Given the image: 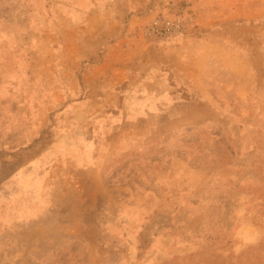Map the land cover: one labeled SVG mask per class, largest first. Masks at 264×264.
Wrapping results in <instances>:
<instances>
[{"label":"rangeland","instance_id":"1","mask_svg":"<svg viewBox=\"0 0 264 264\" xmlns=\"http://www.w3.org/2000/svg\"><path fill=\"white\" fill-rule=\"evenodd\" d=\"M0 264H264V0H0Z\"/></svg>","mask_w":264,"mask_h":264},{"label":"built area","instance_id":"2","mask_svg":"<svg viewBox=\"0 0 264 264\" xmlns=\"http://www.w3.org/2000/svg\"><path fill=\"white\" fill-rule=\"evenodd\" d=\"M175 27L170 23L154 22L149 31L150 34L157 37H169L175 33Z\"/></svg>","mask_w":264,"mask_h":264}]
</instances>
